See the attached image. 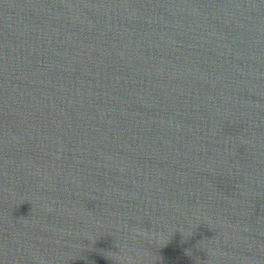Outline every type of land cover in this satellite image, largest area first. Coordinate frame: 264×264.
Instances as JSON below:
<instances>
[{
  "label": "water",
  "instance_id": "95a60500",
  "mask_svg": "<svg viewBox=\"0 0 264 264\" xmlns=\"http://www.w3.org/2000/svg\"><path fill=\"white\" fill-rule=\"evenodd\" d=\"M0 264H264V0H0Z\"/></svg>",
  "mask_w": 264,
  "mask_h": 264
}]
</instances>
